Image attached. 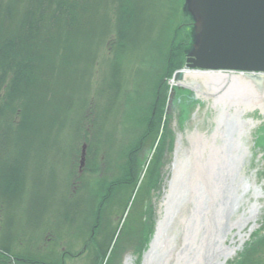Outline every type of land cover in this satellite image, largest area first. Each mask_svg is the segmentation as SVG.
<instances>
[{
    "label": "trees",
    "instance_id": "obj_1",
    "mask_svg": "<svg viewBox=\"0 0 264 264\" xmlns=\"http://www.w3.org/2000/svg\"><path fill=\"white\" fill-rule=\"evenodd\" d=\"M176 2L170 0V17L160 29L163 42L157 50L155 73L149 75L155 86L151 107L154 111L138 128V139L135 137L116 150L118 158L126 155L128 159L121 162L122 171L108 179L104 171L94 175L104 165L94 158L107 155L106 144L114 142L102 136L105 117L117 114L115 104L124 95V77L129 71L126 73L122 62L136 45L142 0H0V223H12L16 209L11 207L31 190L24 208L32 210L27 217L31 228L39 225L49 192L57 193V208L50 217L54 227L46 228L42 235L54 242L49 248L51 255L38 248L31 264L51 260L65 246L64 233L67 237H86L92 264H121V255L146 249L148 226L144 235L142 215L146 216L145 186L149 183L139 182L138 153L146 142L151 146L159 139L148 167L149 182H155L166 147L173 143L165 118L162 125L170 94L164 78L171 77L184 64L180 35L173 32ZM100 6L106 10L105 29L97 21ZM157 99L160 107L155 104ZM74 134L77 136L73 146L68 143L65 147L64 139ZM127 145L129 154L125 151ZM51 150V154L59 155L70 151L67 163L73 168L68 172L66 191L60 194L59 186L42 178L39 169L29 170L38 162L45 163ZM83 155L86 162L81 172L77 168ZM3 229L0 249L5 255L30 258L29 249L35 251L33 243L39 239L35 240L31 233L34 237L29 240L22 229L25 250L18 254L7 244L15 238V227ZM52 234L56 236L53 238ZM259 236L258 242L254 240L259 246H251L238 264H264V234ZM23 262L18 264H30Z\"/></svg>",
    "mask_w": 264,
    "mask_h": 264
},
{
    "label": "rangeland",
    "instance_id": "obj_2",
    "mask_svg": "<svg viewBox=\"0 0 264 264\" xmlns=\"http://www.w3.org/2000/svg\"><path fill=\"white\" fill-rule=\"evenodd\" d=\"M178 0V2L174 3L175 5H178V9L180 11L175 12V15L173 17V25H174V31L178 35H180V43L181 47L183 48V60L184 64L179 68H184L186 64L188 63V56L189 52L193 47L194 44V19L189 12L186 0ZM171 5L170 0H142L139 18L137 20L138 25H140L138 34L136 33V45L134 46V51L127 54L126 59L123 58L122 65H124V68L126 69V73L129 71V74L124 77L125 85H124V95L119 96L118 103L115 104V108L117 109V114L112 113L111 115H106L105 119L107 123L104 127V134L102 136L104 137H110V139H113L114 142H109L106 144L108 147L107 149V155H104L103 157H95V161L102 165V167H98L97 171L94 172V175H100L103 171L105 172L104 175L108 176V179H112L115 177L116 173L122 171V161L127 160V156L120 155L119 158L117 157L116 150H118L119 147L123 146L124 143H129L130 140L137 137L136 135L139 134L138 128L143 127L146 120L150 118V113L152 103H153V90L154 85L150 80V74L155 73V60L157 57V50L161 47V42H163L161 28L163 24H165V21L170 17V10L169 6ZM106 10L102 8V6L99 7V14H98V22H101L100 25H102L103 29H105V21L107 19ZM113 23V22H112ZM101 30V29H100ZM179 42V41H178ZM134 59V60H133ZM125 60V62H124ZM133 60V62H131ZM130 62V64H129ZM129 64V66H128ZM176 71V70H175ZM174 71V73H175ZM174 73L169 78H164V81L166 82L168 86L169 92H172V88H174V95L170 96L172 99V102L170 98L168 99V102H166V108H165V117L163 114V121L162 125L165 123L164 118L166 119V123L168 124L169 128L172 131V138L173 143L172 146H167L164 157H163V173L161 171L157 174V178L155 179V182H149L150 180V173L148 172V167L152 164L151 160L153 158L154 152L157 151L158 148V142L154 145H148L147 142L142 146L141 150L139 151L138 155V162L140 163V166L137 168L139 170V182L144 180L145 182L149 183V192H148V186H145L146 188V201L144 202V209L146 210V216H143V223H142V231L145 235L146 232V240L151 239V234L154 233V223L156 221V226L158 224L159 219L161 218L163 214V205L162 200L166 191V188L168 186V182L170 178L173 175V168L175 165L176 158L178 157L181 161L183 159L188 158L190 155V152L188 150H177V140L180 135L183 137L184 146L185 148L190 147L191 143V135L194 130H198L201 132H205L207 138L211 137L215 129V123L212 122V115L213 114H207L205 117L203 114V111H197L194 108V106L190 104H186L187 101H189V96L191 93L187 91L186 89L180 87V86H174L172 87V81L174 80ZM165 84V86H166ZM181 98V100H179ZM167 100V99H166ZM158 101L160 99H157L155 104L157 107H160L161 104H158ZM192 101V100H190ZM171 102V103H170ZM170 104V105H169ZM189 106V107H188ZM155 109V108H154ZM154 111V110H153ZM116 122V123H115ZM232 120L230 121V124L226 125L228 129L230 130V134L228 133L229 137L225 139L224 136L220 133L216 135L215 137V143L217 146L222 147L224 146V164L223 170L221 169L222 177L220 179V190L217 195L216 204L222 207V216L223 220L220 222L218 221L216 223L215 232L216 236H219L224 233L226 235V242L228 244L234 245L237 244L234 242L233 238H237V235H233L235 230L238 229L237 226H233L234 222L237 219H241L243 214L247 213L249 207H251L253 201L255 200L254 197H256L255 188H259V192L261 195L257 198V203L259 204L260 210L257 214L255 220L250 222L249 224L245 225V232H247L251 237L249 239H256V236L263 235L264 234V155L260 153V149L264 148V133H261L259 135V138L255 145L250 144V140L248 141L245 139V136L238 134V128L235 126ZM130 127H133L135 129L127 130ZM264 129V128H263ZM127 130V131H125ZM163 132V127L161 128V135ZM77 134L70 135L67 138L64 139V146L66 147V144L71 143V147L75 143ZM138 139V137H137ZM147 140V139H146ZM238 143H241V145H238ZM248 146H246V144ZM125 148V151L129 154L130 147ZM69 148V146H68ZM66 148V149H68ZM259 150V151H258ZM54 150L49 151V153L53 152ZM66 153H54L51 154L48 158V160L40 165L38 162L37 165H35L33 168L29 170H35L39 169L38 173L40 175L42 174V178L45 177L47 180L52 181L54 184H57L59 186L58 193L60 194V191L64 192L66 191V186L68 182V172L70 169V173L72 171V168L69 167L67 161L69 159L70 151ZM112 152V153H111ZM263 152V151H262ZM85 154V152H84ZM74 155V153L71 154V157ZM207 154L203 157L205 158ZM70 157V158H71ZM125 157V158H124ZM41 157L39 156L38 159ZM124 158V159H123ZM127 158V159H126ZM119 159V160H118ZM100 160H104L100 163ZM79 166L77 169L80 171L82 170V166L86 162V156L83 155L81 157V160L79 159ZM75 164V162H74ZM142 165V166H141ZM103 168V170H102ZM260 171L255 175V171ZM159 171V170H158ZM82 172V171H81ZM253 172V173H252ZM37 173V172H36ZM38 173L35 175L36 179L39 180L40 176ZM204 173V172H203ZM160 174V175H159ZM253 174V176H251ZM75 175V173H74ZM73 175V176H74ZM159 175V176H158ZM72 176V175H71ZM72 176V177H73ZM97 176V178H98ZM103 176V175H101ZM256 179H253V177ZM76 178V175L75 177ZM96 178V177H95ZM256 187H254L250 182H254ZM199 188L194 192L190 199L187 201V204L183 206V213L186 217H191L192 211H194V208L198 202L201 201L200 208H198V211L200 212L203 210V195L201 192L202 188L201 184L203 183V178L199 180ZM161 183L162 187L157 185ZM217 185V186H218ZM250 186V188H249ZM159 191H157V195L155 199L153 200L154 204L152 206V211H150L153 194L155 191L160 188ZM72 188H70V191ZM139 190V189H138ZM137 190V193H138ZM32 193V191H29ZM24 193L22 194L18 199L17 203L13 204L11 207V210H15L14 216H12V223L11 222H4L0 223V242L1 237L3 234V228H7L8 226L12 225L15 227V232L13 235H15L14 240L12 242L7 243L8 247L13 249L15 252H18V254L24 253V243L22 241L26 240L25 235L21 234V231L26 232V235H29L33 233L36 239H39L38 241L41 242L38 246V241H35L33 243V248L35 251H32L29 249L31 253L30 258H19V257H12L8 255H5V251H2L0 249V264H10L9 260L12 264H18V262L27 263L30 262L33 263L34 260L32 259L33 256H36L38 253V248L43 249L44 253H48L50 256L49 248L52 243V239H47L46 237H43V233L46 228L54 227L53 223L51 222L50 217L54 214V210L57 208L55 198L57 197V193L54 195L52 191L49 193V198L47 199L45 209L42 210L43 214L41 222L39 225L31 228L27 217L29 218V213L32 210L24 208V203L30 200V193ZM243 195L249 197L248 201L245 200L242 197ZM199 198V199H198ZM197 200V201H196ZM142 206V205H141ZM156 207V214L157 217L152 215L154 209L153 207ZM201 209V210H200ZM20 211L19 213L16 211ZM8 213V212H7ZM23 217H22V216ZM152 215V216H151ZM150 216V217H149ZM6 215L4 216V218ZM125 217H127V213L125 214ZM146 217V220L144 219ZM147 217L148 221H147ZM128 218V217H127ZM184 218V217H182ZM10 221V219H7ZM125 219H123L124 221ZM188 220V219H187ZM186 220V221H187ZM115 221H117V218H115ZM142 221V218H141ZM26 222L25 225L22 223ZM222 222V223H221ZM192 223V222H191ZM183 223L177 224L176 229V235L177 238L175 240V245H177V251L172 255L169 256L167 259L161 258L160 261L157 260L155 262V258L150 264H165V262H169V264H186L188 260L190 259V255L192 254L193 249H195L197 244V238L200 233L199 225H196L194 228L192 224L190 225L189 230L187 231L186 240L183 239L181 236L182 232V225ZM221 224V226H220ZM1 226L3 228H1ZM146 226H148V229L146 230ZM234 227V232L231 231V227ZM122 227V223L119 224V229ZM150 227V228H149ZM23 229V230H22ZM144 229V230H143ZM146 230V231H145ZM218 230V231H217ZM23 232V233H24ZM65 232V231H64ZM156 232V228H155ZM155 234V233H154ZM33 236L29 235L28 239H32ZM66 235V236H65ZM21 236V239H20ZM56 235H51V237H55ZM154 236V235H153ZM43 237V238H42ZM85 237V236H84ZM260 237V236H259ZM73 238V239H72ZM153 238V237H152ZM24 239V240H22ZM43 239V240H42ZM79 236L77 237V234L73 237H67V234L64 233L62 237V242L65 244V246H62L60 249H58L57 253L55 255H52L51 260H49L45 264H92V260L89 256V245L86 241V237L82 239ZM84 241V242H83ZM86 241V242H85ZM257 241V239L255 240ZM258 242V241H257ZM257 242H253L249 247L242 252L240 250L237 254H235L234 257H232L227 264H238L237 261L242 259L244 253L248 250H250L251 246L255 245ZM43 243V245H42ZM248 243V242H246ZM258 244V243H257ZM149 243L147 244V248L149 247ZM259 246V244H258ZM253 247V248H258ZM129 250V249H128ZM256 250V249H255ZM254 250V251H255ZM40 251V250H39ZM132 254L135 255V258L133 260V264H144V251H133L130 250ZM135 252V253H134ZM139 258H138V254ZM10 257V258H9ZM122 260L120 261L121 264H123V260H125L126 254L121 255ZM54 262V263H53ZM123 262V263H122Z\"/></svg>",
    "mask_w": 264,
    "mask_h": 264
},
{
    "label": "bare ground",
    "instance_id": "obj_3",
    "mask_svg": "<svg viewBox=\"0 0 264 264\" xmlns=\"http://www.w3.org/2000/svg\"><path fill=\"white\" fill-rule=\"evenodd\" d=\"M185 71L192 70V68L185 66ZM193 78H197L199 83L205 87L215 88L219 86L224 81L226 74L221 72H198L194 74H189ZM204 81L205 84L202 82ZM177 81H172V85L176 86ZM178 86V85H177ZM194 106L197 111H203L204 116L206 117L209 111H213V119L215 129L211 137L207 138L206 131L201 132L194 130L191 135L190 147L187 149L184 146L183 136L180 135L177 140V150H188L190 155L188 158L183 159L182 161L177 157L175 165L173 168V175L168 182L166 188L162 205H163V214L158 221L156 226V221L154 225V233L151 234V239L147 241L149 247L144 250V264H150L155 258L160 261L161 258L167 259L169 256H172L177 251V245H175V240L177 238L176 229L177 224L183 223L181 236L186 240L187 231L192 224L193 228L196 225H199L201 230L198 238L195 249H193L190 259L186 264H227L229 260L235 256L240 250L244 252L247 246H250L254 242L253 239H247L251 236L245 232V225L253 222L259 213L260 207L257 203V198L261 195L259 188H255L256 197L253 201L251 207H249L247 213L243 214L241 219H237L233 226H237L238 229L231 227V231L234 232V236L237 235V238H233L234 242L237 244L231 245L226 242V235L223 233L222 236L218 234L216 236V223L223 220L222 216V207L221 205H215L217 200V195L220 190V179L222 177L221 169L223 170L224 164V146L219 147L215 143V137L218 134H222L226 139L229 137L230 130L226 125L230 124L232 120L235 122V126L238 128V134L241 137L245 136V139L250 140L251 145H255L259 135L264 133V121H258L253 115L244 114L243 110L236 108L234 102L228 98H219L216 100L211 98H201L198 101H188L186 104ZM189 107V106H188ZM246 144V143H245ZM241 145V143H238ZM248 146V144H246ZM259 151V150H258ZM263 151V152H262ZM261 157L264 155V148L260 149ZM207 156L203 158L205 155ZM164 162V161H163ZM163 163L162 166L159 165L158 173L161 171L163 173ZM256 173L260 171L254 170ZM204 172V173H203ZM224 173V170H223ZM253 173V172H252ZM160 175V174H159ZM158 175V176H159ZM253 176V174H251ZM203 178V183L201 184L203 195V210L198 211V206H200L201 201L198 202L192 211L191 217L185 216L183 213V206L187 204V201L190 199L191 195L196 192L199 188V180ZM253 179H256L253 177ZM254 187H256L255 180L250 182ZM162 187V184H157ZM218 185V186H217ZM153 194V199L151 204L150 212L152 211V206L155 205L153 200L157 195V191ZM250 188V186H249ZM244 201L249 199L245 195L242 196ZM199 199V198H198ZM197 201V200H196ZM154 211L153 216L157 217L156 207H153ZM151 215V216H152ZM150 217V216H149ZM147 217V221L148 218ZM184 217V218H182ZM187 220V221H186ZM192 222V223H191ZM222 223V222H221ZM221 226V224H220ZM156 228V232H155ZM218 231V230H217ZM154 235V236H153ZM186 235V236H185ZM248 235V236H247ZM252 238V237H251ZM248 242V243H246ZM147 243V244H148ZM131 252V251H130ZM128 252L126 254L123 264H133L135 255ZM169 264V262H165Z\"/></svg>",
    "mask_w": 264,
    "mask_h": 264
},
{
    "label": "water",
    "instance_id": "obj_4",
    "mask_svg": "<svg viewBox=\"0 0 264 264\" xmlns=\"http://www.w3.org/2000/svg\"><path fill=\"white\" fill-rule=\"evenodd\" d=\"M186 5L195 25L186 64L192 70L177 69L176 84L191 90L194 99L228 98L264 121V0H186ZM199 71L226 77L207 88L189 75Z\"/></svg>",
    "mask_w": 264,
    "mask_h": 264
},
{
    "label": "flooded vegetation",
    "instance_id": "obj_5",
    "mask_svg": "<svg viewBox=\"0 0 264 264\" xmlns=\"http://www.w3.org/2000/svg\"><path fill=\"white\" fill-rule=\"evenodd\" d=\"M193 23H194V21H193ZM190 97V96H189ZM191 98V97H190ZM179 100H181V98H179ZM190 100H193V99H189V101ZM188 102V101H187ZM208 113H211V114H214V112L211 110V111H209ZM213 116V115H212Z\"/></svg>",
    "mask_w": 264,
    "mask_h": 264
}]
</instances>
